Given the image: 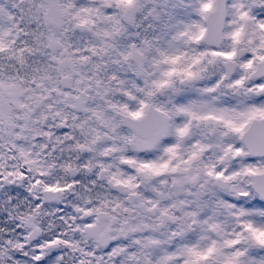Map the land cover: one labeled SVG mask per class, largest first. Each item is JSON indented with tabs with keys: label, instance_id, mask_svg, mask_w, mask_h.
<instances>
[{
	"label": "snow or ice",
	"instance_id": "snow-or-ice-1",
	"mask_svg": "<svg viewBox=\"0 0 264 264\" xmlns=\"http://www.w3.org/2000/svg\"><path fill=\"white\" fill-rule=\"evenodd\" d=\"M0 264H264V0H0Z\"/></svg>",
	"mask_w": 264,
	"mask_h": 264
}]
</instances>
